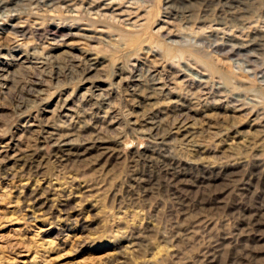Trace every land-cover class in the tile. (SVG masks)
<instances>
[{
  "label": "rangeland",
  "instance_id": "rangeland-1",
  "mask_svg": "<svg viewBox=\"0 0 264 264\" xmlns=\"http://www.w3.org/2000/svg\"><path fill=\"white\" fill-rule=\"evenodd\" d=\"M0 264H264V0H0Z\"/></svg>",
  "mask_w": 264,
  "mask_h": 264
},
{
  "label": "bare ground",
  "instance_id": "bare-ground-1",
  "mask_svg": "<svg viewBox=\"0 0 264 264\" xmlns=\"http://www.w3.org/2000/svg\"><path fill=\"white\" fill-rule=\"evenodd\" d=\"M71 9V8H70ZM67 11H70L71 12V10H67Z\"/></svg>",
  "mask_w": 264,
  "mask_h": 264
}]
</instances>
